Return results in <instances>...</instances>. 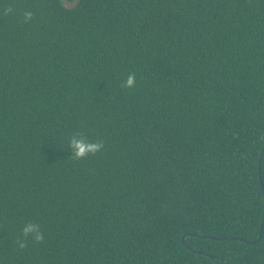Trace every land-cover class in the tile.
<instances>
[{
	"label": "trees",
	"instance_id": "16d2710c",
	"mask_svg": "<svg viewBox=\"0 0 264 264\" xmlns=\"http://www.w3.org/2000/svg\"><path fill=\"white\" fill-rule=\"evenodd\" d=\"M263 148L264 0H0V264H264Z\"/></svg>",
	"mask_w": 264,
	"mask_h": 264
},
{
	"label": "clouds",
	"instance_id": "9594fccd",
	"mask_svg": "<svg viewBox=\"0 0 264 264\" xmlns=\"http://www.w3.org/2000/svg\"><path fill=\"white\" fill-rule=\"evenodd\" d=\"M12 11V8H6L5 14ZM31 11L24 13L25 23L29 22L33 18ZM124 88H134L136 86L135 74H128L127 78L121 85ZM68 147L71 149V158L75 160L85 159L88 156H94L104 148V144L100 141H91L81 131L75 132L68 141ZM31 239L35 243H43L45 236L39 223L27 222L22 228V239L17 241L18 247L23 249L27 246V241Z\"/></svg>",
	"mask_w": 264,
	"mask_h": 264
},
{
	"label": "water",
	"instance_id": "95a60500",
	"mask_svg": "<svg viewBox=\"0 0 264 264\" xmlns=\"http://www.w3.org/2000/svg\"><path fill=\"white\" fill-rule=\"evenodd\" d=\"M65 4V6L68 8V9H73L75 7L78 6V4L82 1V0H62ZM262 153H264V148H263V151ZM259 168H260V178H261V184H262V187H263V191H264V181H263V178L261 176V158H260V162H259ZM263 232H264V216H263V220H262V223H261V233H260V236L257 240H246L244 238H241V237H230V236H216V235H203V237L207 238V237H210L211 239L213 240H226V239H232V240H243L247 243H250V244H255L257 243L258 241L261 240L262 236H263ZM187 235H195V236H198L199 233L197 232H190V233H187L183 236V243L184 245H187V242H186V236ZM188 248L190 250H192L193 248L191 246H188ZM194 252L195 253H202L201 251L199 250H195L194 249ZM212 258H215V256L211 255ZM225 264V263H223Z\"/></svg>",
	"mask_w": 264,
	"mask_h": 264
}]
</instances>
